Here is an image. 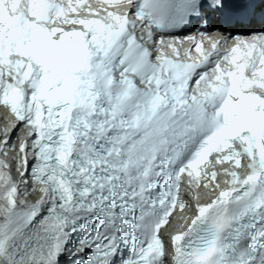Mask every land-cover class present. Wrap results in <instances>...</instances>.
Wrapping results in <instances>:
<instances>
[{"label": "snow or ice", "instance_id": "6c2138e0", "mask_svg": "<svg viewBox=\"0 0 264 264\" xmlns=\"http://www.w3.org/2000/svg\"><path fill=\"white\" fill-rule=\"evenodd\" d=\"M0 107V264H264V0H0Z\"/></svg>", "mask_w": 264, "mask_h": 264}]
</instances>
